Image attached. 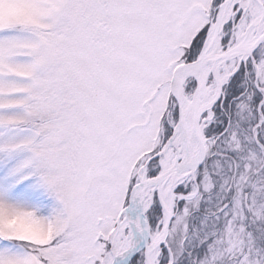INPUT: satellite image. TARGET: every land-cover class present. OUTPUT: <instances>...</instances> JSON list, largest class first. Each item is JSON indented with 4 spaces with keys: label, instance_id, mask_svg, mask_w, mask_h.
Instances as JSON below:
<instances>
[{
    "label": "snow or ice",
    "instance_id": "1",
    "mask_svg": "<svg viewBox=\"0 0 264 264\" xmlns=\"http://www.w3.org/2000/svg\"><path fill=\"white\" fill-rule=\"evenodd\" d=\"M0 264H264V0H0Z\"/></svg>",
    "mask_w": 264,
    "mask_h": 264
}]
</instances>
